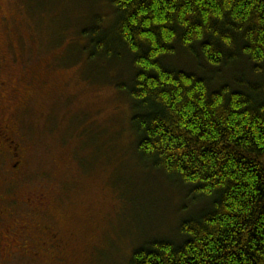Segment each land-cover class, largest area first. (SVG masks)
Instances as JSON below:
<instances>
[{
  "label": "rangeland",
  "instance_id": "obj_1",
  "mask_svg": "<svg viewBox=\"0 0 264 264\" xmlns=\"http://www.w3.org/2000/svg\"><path fill=\"white\" fill-rule=\"evenodd\" d=\"M96 14L109 15L106 0H0V127L21 152L14 172L8 150L0 156V264H124L189 217L182 188L136 161L117 91L128 75L121 62L105 68ZM44 224L58 252L41 249ZM9 227L32 248L6 249Z\"/></svg>",
  "mask_w": 264,
  "mask_h": 264
},
{
  "label": "trees",
  "instance_id": "obj_2",
  "mask_svg": "<svg viewBox=\"0 0 264 264\" xmlns=\"http://www.w3.org/2000/svg\"><path fill=\"white\" fill-rule=\"evenodd\" d=\"M106 6L91 39L128 75L136 161L182 188L189 215L124 264H264V0Z\"/></svg>",
  "mask_w": 264,
  "mask_h": 264
},
{
  "label": "flooded vegetation",
  "instance_id": "obj_3",
  "mask_svg": "<svg viewBox=\"0 0 264 264\" xmlns=\"http://www.w3.org/2000/svg\"><path fill=\"white\" fill-rule=\"evenodd\" d=\"M4 127H5V125H4ZM11 141L12 140L8 136L7 131L4 130V128L0 127V156L6 157L7 156L6 151L8 150L9 156L12 157V159L16 160V163L11 165L12 166L11 169L14 172L16 170L18 164L21 162V157H20L21 152L19 151V148L17 146H16L17 147L16 148V147H14L13 144H11ZM6 145L9 147L10 150L6 149L4 147ZM4 210H6V209H4ZM0 212H1V210H0ZM7 214H5V215H7ZM1 215H3V213H0V216ZM14 226H20L22 228L24 227L23 225H17L16 223H14ZM25 227H27V226H25ZM39 228L45 230L48 233L47 235H45L46 240L44 239L42 242H40L41 249H45V250L50 249L51 251L58 252L59 249H61V244H62L61 239L59 237V233L57 231H54L50 226H45V224L42 226H39ZM13 229H14L13 227L6 228V235L4 237L5 248L9 249V247L7 246V244H9L13 248L16 247L15 249H26L27 251L30 250L32 247H31V245H27V244L29 243V240L33 239V237L32 238H24L23 237V240H22L23 245H19L21 242L17 241L18 236H11V237L8 236V234H10ZM19 237H21V235H19ZM12 240H14L15 244H17L18 246H13Z\"/></svg>",
  "mask_w": 264,
  "mask_h": 264
}]
</instances>
